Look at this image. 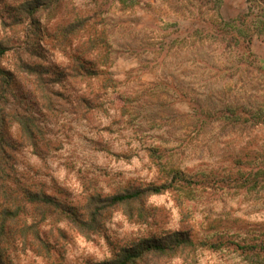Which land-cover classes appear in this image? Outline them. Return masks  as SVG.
Returning <instances> with one entry per match:
<instances>
[{
  "label": "rangeland",
  "instance_id": "rangeland-1",
  "mask_svg": "<svg viewBox=\"0 0 264 264\" xmlns=\"http://www.w3.org/2000/svg\"><path fill=\"white\" fill-rule=\"evenodd\" d=\"M65 12L89 18L92 41L52 37ZM18 30L15 40L57 67L52 75L67 77L70 54L82 52L94 78L73 87L101 96L84 118L64 104L50 117L33 78L12 87L11 108L44 114L51 132L48 151L20 148L17 166L88 215L76 230L43 222L66 236L61 264L108 260L114 246L145 238L171 244L175 232L190 242L150 252L144 264H264V0H55ZM13 59L6 53L0 64ZM128 186L161 189L106 202ZM33 209L26 205L27 223ZM7 255L13 264L54 262L32 251Z\"/></svg>",
  "mask_w": 264,
  "mask_h": 264
},
{
  "label": "trees",
  "instance_id": "trees-1",
  "mask_svg": "<svg viewBox=\"0 0 264 264\" xmlns=\"http://www.w3.org/2000/svg\"><path fill=\"white\" fill-rule=\"evenodd\" d=\"M7 1L0 8V60L2 55L9 52L14 59L9 67L0 64V264H10V262L13 264L7 255L10 250L32 251L34 255L43 256L45 259L54 256V262L51 264H61L66 250L63 243L66 236L64 239L62 232L54 235L42 230L43 222L50 218L53 221L66 222L76 230L77 224H80L77 219L83 223L84 219L81 216L85 217V215L77 214L75 207L66 205L64 201L48 192L44 182L37 181L19 165L17 166L19 149L29 147L35 155H44V151H48L51 146V132L44 114L57 117L64 110L62 107L64 104L72 107L76 117L84 118L101 104V96L100 92L95 96L76 93L73 87L88 83L94 78L91 76L94 74V69L86 65L90 64L85 63L80 58L82 56H78L82 55V52L77 56L70 54L71 61L66 68L64 67L68 72L67 77L56 72L52 75L49 71L51 69L55 71L57 67L41 56L42 52L40 50L39 53L37 46L32 48L27 42L25 44L21 40H15L17 37L14 35L19 31L18 28L23 26L29 16L40 6L53 4L55 0H45L46 3L41 0H22L17 4L14 3L15 6H10ZM64 14L62 22L66 27L55 26L51 32L52 37L62 36L64 41L70 42L81 33L78 38L83 36L82 44L92 41L97 33L93 25L86 26L89 20L87 16H77L69 12ZM7 31H9L8 36H6ZM85 36H88L86 40ZM27 77L33 78L34 91L41 102L40 109L44 112L40 115L42 119L35 113L24 114L18 109L11 108L10 98L15 97L13 84L15 82L18 84L21 79L25 80ZM56 84L63 85L64 90L55 88ZM36 175L37 173L34 177ZM160 189L157 186L146 188L128 186L113 195L110 200L106 198V202L139 200L144 194L158 193ZM27 204L34 206L35 219L30 223H27L23 216ZM85 218L88 219V215ZM174 235L176 239L171 244L165 242L166 237H152L114 246L112 258L93 263L86 261L85 264H141L142 262L144 264L147 259L145 256L150 252L165 251L190 242L188 234L175 232Z\"/></svg>",
  "mask_w": 264,
  "mask_h": 264
}]
</instances>
